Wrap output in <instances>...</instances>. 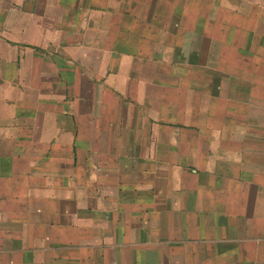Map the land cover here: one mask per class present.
<instances>
[{"label": "crops", "instance_id": "crops-1", "mask_svg": "<svg viewBox=\"0 0 264 264\" xmlns=\"http://www.w3.org/2000/svg\"><path fill=\"white\" fill-rule=\"evenodd\" d=\"M0 264H264V0H0Z\"/></svg>", "mask_w": 264, "mask_h": 264}]
</instances>
